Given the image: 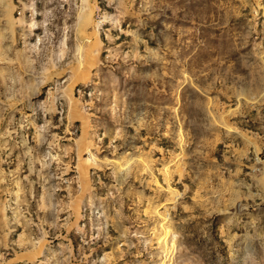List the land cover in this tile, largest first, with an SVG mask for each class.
<instances>
[{"label": "rangeland", "instance_id": "1", "mask_svg": "<svg viewBox=\"0 0 264 264\" xmlns=\"http://www.w3.org/2000/svg\"><path fill=\"white\" fill-rule=\"evenodd\" d=\"M0 264H264V0H0Z\"/></svg>", "mask_w": 264, "mask_h": 264}]
</instances>
